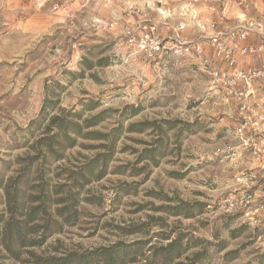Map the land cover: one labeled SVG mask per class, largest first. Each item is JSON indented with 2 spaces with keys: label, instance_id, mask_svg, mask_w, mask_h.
<instances>
[{
  "label": "rangeland",
  "instance_id": "obj_1",
  "mask_svg": "<svg viewBox=\"0 0 264 264\" xmlns=\"http://www.w3.org/2000/svg\"><path fill=\"white\" fill-rule=\"evenodd\" d=\"M143 19L161 34L185 24L189 40L217 22L264 41V0H0V233L11 197L40 207L11 253L0 236V264L103 250L123 264H264V170L241 154L233 109L196 55L153 67L127 46L125 26ZM74 113L101 114L84 130L96 137L56 159L39 152L52 118ZM250 171L253 202L226 213ZM174 239L183 254L169 261Z\"/></svg>",
  "mask_w": 264,
  "mask_h": 264
},
{
  "label": "built area",
  "instance_id": "obj_2",
  "mask_svg": "<svg viewBox=\"0 0 264 264\" xmlns=\"http://www.w3.org/2000/svg\"><path fill=\"white\" fill-rule=\"evenodd\" d=\"M208 1L218 3L221 0ZM126 9L135 15L142 14L141 9L135 5H130ZM162 25L168 27L165 34H161L158 26L149 19L127 24L124 28L127 46L136 49V53L143 61L153 67H165L173 60L181 61L190 57L192 52L198 57L202 52L203 42H207L215 49L216 57L222 59L227 68L236 65L234 59L236 53L246 55L259 52L264 55L263 40L256 48L240 45V42L246 41L250 31L246 26L220 27L217 22H211L207 26L197 24L196 28L201 38L189 41L183 37L185 24ZM207 32H211L212 35L206 36ZM223 36L226 37V41H222ZM200 63L212 80L211 90H221L226 96L225 103L233 109L234 137L241 154L246 153L256 161L264 160V65L259 69L249 68L245 71L237 69L229 73L227 69L218 66L217 61L205 58ZM240 185L243 193L238 199L223 201L226 213L236 210L235 206L241 208L253 202L254 194L251 190L256 185L255 173L250 171L244 174Z\"/></svg>",
  "mask_w": 264,
  "mask_h": 264
},
{
  "label": "trees",
  "instance_id": "obj_3",
  "mask_svg": "<svg viewBox=\"0 0 264 264\" xmlns=\"http://www.w3.org/2000/svg\"><path fill=\"white\" fill-rule=\"evenodd\" d=\"M86 68L89 69V64L87 61H83ZM48 102V101H46ZM45 104L44 108L45 109ZM79 115L74 113L70 117L69 120L60 119L59 117H53L51 120V125H55L57 127V132L51 135H47L42 137L38 141V148L37 150H44L46 155L50 156L53 159L59 157V153L64 151L65 149H72L77 145L78 139H90L96 137L94 132H84L95 125L101 120V114L93 116L87 120H83L82 124L78 123L73 118H78ZM49 130V129H47ZM148 151L144 150L143 154H147ZM144 160V157L141 156L140 159ZM97 160H92L89 162L88 165L85 166V172L82 175L86 177L89 175H93V171L95 168ZM83 170V169H82ZM104 172L103 170H99L95 177L96 180H99L103 177ZM9 195V194H8ZM9 197V196H8ZM8 206V210L11 213V218L5 223L0 236H2V242L6 251L11 253V247L13 243L20 242L22 243V236H21V228L22 226H27L29 223L36 220L39 215V206H31L26 209H22V206L16 203V200L11 197L8 202L6 203ZM20 209L22 211L20 212ZM65 208L61 210H57L58 215H62ZM15 214H22L24 216V220H16L14 215ZM179 239H174L166 249L163 248L166 253V259L172 260V258H179L183 254L182 251L179 250V247L176 246ZM113 250V249H110ZM109 251V250H107ZM106 250L102 251L101 256L93 257V254H78V253H69L62 257H34V259L29 262L28 264H123L122 255L118 258L114 257L113 253L109 252L107 255L105 253ZM105 252V253H104ZM116 253V252H115Z\"/></svg>",
  "mask_w": 264,
  "mask_h": 264
},
{
  "label": "crops",
  "instance_id": "obj_4",
  "mask_svg": "<svg viewBox=\"0 0 264 264\" xmlns=\"http://www.w3.org/2000/svg\"><path fill=\"white\" fill-rule=\"evenodd\" d=\"M163 23H167V22H163ZM209 23L210 22H208V23L205 22L204 25L207 26ZM167 24H169V23H167ZM164 29L166 30V32L168 31V27L167 26ZM205 35L206 36H210V35H212V33L211 32H207ZM183 37L187 39L188 35L183 33ZM193 37H194L193 34H190V40L189 39L188 40L189 41H196V40L201 38V36L198 37L197 35H196V38H193ZM248 38H249V35L247 34V39ZM221 39H222V41H226V37H224V36ZM247 39L244 42H240V45L241 46H246V47H254V48L259 46V44L258 45H250L248 43ZM207 49H209V50H207ZM201 51H202L201 54L197 57L198 60L201 61V60L207 58V59H209L211 61H217V65L220 66L221 68L227 69L229 73L232 70H237V69L244 70V71L249 69V68L259 69V68H261L264 65V55L259 53V52H256L254 54H246V55H241V54L236 53L234 55V59L236 61V65L233 68H227V66L224 63V61L222 59H219V58L216 57L215 49L213 47L209 46V44L207 42H203L202 43V50ZM192 55H193V52H192ZM251 60L253 62L252 65H250ZM255 62H257L256 63L257 66L254 65ZM245 155H247V154L245 153ZM263 162H264L263 160L262 161H256L255 164L257 166L254 169L264 170ZM251 169H253V168H251Z\"/></svg>",
  "mask_w": 264,
  "mask_h": 264
},
{
  "label": "bare ground",
  "instance_id": "obj_5",
  "mask_svg": "<svg viewBox=\"0 0 264 264\" xmlns=\"http://www.w3.org/2000/svg\"><path fill=\"white\" fill-rule=\"evenodd\" d=\"M161 15H162V14H161ZM163 15H164V14H163ZM183 16H184V15H183ZM188 16H189V15H188ZM188 16H187V17H188Z\"/></svg>",
  "mask_w": 264,
  "mask_h": 264
}]
</instances>
